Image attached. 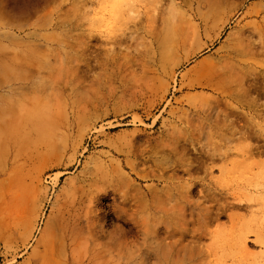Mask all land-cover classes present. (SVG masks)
I'll return each instance as SVG.
<instances>
[{
    "label": "rangeland",
    "instance_id": "1",
    "mask_svg": "<svg viewBox=\"0 0 264 264\" xmlns=\"http://www.w3.org/2000/svg\"><path fill=\"white\" fill-rule=\"evenodd\" d=\"M6 2L0 264H264V0Z\"/></svg>",
    "mask_w": 264,
    "mask_h": 264
},
{
    "label": "bare ground",
    "instance_id": "2",
    "mask_svg": "<svg viewBox=\"0 0 264 264\" xmlns=\"http://www.w3.org/2000/svg\"><path fill=\"white\" fill-rule=\"evenodd\" d=\"M10 0H7V2ZM43 0H27V2H30L28 5H31L33 3H36L37 5L41 3ZM6 2V3H7ZM217 7H214L212 11H215ZM199 27L194 28L193 31L191 32L194 35L199 34ZM189 35V34H188ZM188 35H179L175 39V32L174 29L171 27H168L162 38L157 42L158 43V48L156 52L157 55L152 58V62L154 67L156 66V71L158 74L161 76L165 75H173L175 72V69L180 66V62L178 60H175V55L177 52H179L180 48H182L188 39ZM154 50V49H153ZM158 78V77H157ZM160 78L159 80H161ZM158 80V81H159ZM156 81V80H155ZM183 87V86H182ZM181 87V88H182ZM214 156H211V161H214ZM257 187V185L255 186ZM256 238H260L259 233H256ZM244 244V245H243ZM242 246H245V240H242ZM263 263H264V257H263Z\"/></svg>",
    "mask_w": 264,
    "mask_h": 264
},
{
    "label": "clouds",
    "instance_id": "3",
    "mask_svg": "<svg viewBox=\"0 0 264 264\" xmlns=\"http://www.w3.org/2000/svg\"><path fill=\"white\" fill-rule=\"evenodd\" d=\"M137 3L138 0H113L112 3L108 4V7L116 13L113 24L109 25L110 35L121 36L128 31V26L135 22V11L132 6ZM168 9L169 18L173 22L177 21L183 14V10L176 7V0H169ZM121 19H123V23H120Z\"/></svg>",
    "mask_w": 264,
    "mask_h": 264
}]
</instances>
